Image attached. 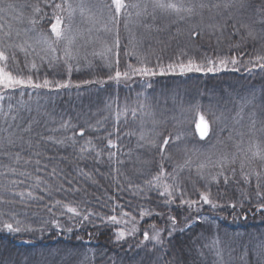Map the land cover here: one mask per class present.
Returning a JSON list of instances; mask_svg holds the SVG:
<instances>
[{"label":"trees","instance_id":"1","mask_svg":"<svg viewBox=\"0 0 264 264\" xmlns=\"http://www.w3.org/2000/svg\"><path fill=\"white\" fill-rule=\"evenodd\" d=\"M126 2L139 3L141 10L148 4V10L137 17V9H127L131 20L122 16L117 26L110 27L113 40L119 32V70L127 71L129 63L139 66L136 56L126 55L135 47L128 32L139 21L135 51L157 72L155 76L136 75L117 83L109 79L117 67L115 57L109 68L80 64L69 76L63 64L50 67L47 58L41 61L31 50L26 56L15 48L5 49L9 55L15 53L7 68L14 75L30 76L35 82L48 79L53 85L70 80L71 87L18 88L11 98L4 92L6 98L0 101V221L14 227L19 221L25 229L8 233L0 223V264H264V210H258L264 198L257 195L255 176L246 183L240 172L243 163L244 172L264 175V161L252 155L255 145L264 149V70L253 68L251 62L264 55V23L259 22L264 0H236L229 8L223 6L227 0H184L185 4L219 2L221 7L197 8L182 20L153 13L150 0ZM3 3L14 5L0 13L4 30L12 25L11 43L24 40L23 34L15 36L16 30L48 31L54 22L44 0ZM85 3L95 6L92 11L106 20L109 10L102 5L110 0ZM29 5H39L43 15ZM28 17L37 18V23L29 24ZM73 27L77 29V22ZM56 55L63 56L62 46ZM233 57L236 65L230 63ZM221 59L229 61L226 69H220ZM189 60L218 70L181 74L179 67L168 68ZM140 103L147 105L143 112L149 115L141 113ZM125 106L138 109L136 120L123 114L117 118ZM195 108L210 126L204 139L197 132ZM141 120L145 131L155 127L160 133L148 136L157 147L139 141ZM177 134L180 140L170 139L162 157L158 146ZM109 140L117 148L108 147ZM224 157H235L236 163L229 166L236 169L235 175L226 167L227 183L223 178L219 183L206 179L219 171L214 165ZM189 159L192 163L184 170H190L180 177L178 170L173 171L175 164L184 165ZM201 163L212 170L211 176H197L194 168ZM161 166L168 174L165 182L174 188L171 197L160 194L162 186L148 183ZM172 176L178 177L176 184ZM259 191L264 194V181ZM19 192L25 195L15 194ZM28 192L38 199L28 197ZM201 193H210L217 207L204 204ZM182 200L196 203L189 207ZM64 205L75 207L81 216L67 212ZM113 215L122 222L110 223ZM121 231L125 238L117 240ZM156 232L162 243L152 239ZM214 241L215 247H210Z\"/></svg>","mask_w":264,"mask_h":264},{"label":"snow or ice","instance_id":"2","mask_svg":"<svg viewBox=\"0 0 264 264\" xmlns=\"http://www.w3.org/2000/svg\"><path fill=\"white\" fill-rule=\"evenodd\" d=\"M236 0H227L223 4L225 8H229L234 6V3ZM151 7L153 9V13L156 11H159L162 14H173L178 19H185V14L188 17H191L197 8L199 9H205V8H220L221 4L214 3L209 5L208 3L200 2V3H189L185 4L184 0H150ZM45 7H48L52 9V20L53 23L50 24V30L48 31H36L34 28L30 29H24V30H16L15 36L19 38L22 34L24 36V40L22 43H11L13 38V29L12 25H7V31L4 30V24H0V32H3V35L0 36V90H4L0 92V101L4 100L6 98L4 92H8V97L11 98V93L14 92L16 89H49L51 90L53 87L56 89L61 88H68L71 87L70 80L68 82H60L56 81L55 85H53V82L44 79L42 82H35L30 76L28 78H22L19 75H14L10 70H7L8 68V61L11 59H14L15 53H12L11 55L7 54L5 49L6 48H15L18 49L20 52L25 53L27 56L29 54V50H31L32 53H35L37 56L40 57L41 61H45L47 58V62L49 66H53L56 63L63 64V66L66 68L67 73L71 74L73 67H77L80 65L81 62L91 64V60L89 59V53L87 51H84L81 53L79 49L75 48L76 41L78 36L82 35L81 31L77 28L74 29L73 22L74 18L79 14V16L86 20L87 23L90 25V27L87 28V33L91 34L93 31V28L97 24H101V31L103 32H112L113 28L109 27V24L113 26H117L119 23V19L124 16L129 21L131 20L132 13L129 11H126L127 9H137L136 16L139 17L142 15V12H147L148 10V4H145L143 6V9L141 10V5L139 3H127L126 0H110V3L102 5V7H106L109 11L106 17V20H101L98 18L97 13L93 12L92 9L93 5H88L85 3V0H60V2H57V0H44ZM28 7H31L34 12L40 13L43 15L42 9L39 7V5H29ZM14 5L12 4H4L3 0H0V13L5 12L6 10L13 9ZM64 13L67 15L65 16ZM100 15L103 16V12H100ZM20 22H23V16L21 15L18 17ZM67 21V23H66ZM261 23H264V17L261 18L259 21ZM28 23L31 25H35L37 23V18L35 17H28ZM147 27V25H146ZM34 33L32 35H29V33ZM199 33L194 32L193 35H198ZM248 36H253L252 31L248 32ZM89 42H92L91 40ZM113 44L115 46V50L112 46H110L107 42L104 43L103 49L97 53L92 52V56L99 55L106 63L111 65L112 58L115 57V63L117 65L115 69V74L113 76H109V79L115 80L117 83L121 79H131L133 76H141V77H149V76H155L157 75V72L153 70L152 68L148 67L143 60L140 59L139 54L135 51V47H133L131 50H129L126 55L129 56H136L139 62V66L134 67L131 63L127 65V71H124L123 73L119 70L118 64V56H119V32L118 30L114 33V40ZM37 46L39 47V51H37ZM62 46L63 50V56H57V48ZM44 53V55H40V53ZM51 53L49 56L48 54ZM253 64V68H258L259 70H264V55H257L254 57V59L251 61ZM229 61L221 59L219 61L220 69H226L227 64ZM232 65L237 64V59L233 57L230 61ZM209 65H215V62L212 60L208 61ZM32 68H36V63L33 61L31 64ZM175 67H179L180 73L184 74L185 72H212L214 73L218 69L214 66L207 67L206 69L201 66L200 64L194 63L192 60H189L186 64L183 61H180L178 65H169V70H174ZM253 68H249L248 71L251 73L253 71ZM234 70L238 71V68H234ZM161 75L164 74V69H160ZM79 85H77L78 87ZM148 87H151V84L149 83L147 85ZM11 107V106H9ZM147 105H144L143 103L139 104V110L143 115H149L150 113L143 112V109L146 108ZM137 108H131L129 109L127 106L124 107L122 112H117V118L121 114H123L126 118L130 115L133 120L137 119ZM196 113V119H198V123H196V128L199 131L201 139H204L208 136L210 126L208 121L205 120L204 116L200 114L199 109H194ZM0 113H2V106H0ZM15 119V117H13ZM155 124V121H153ZM253 125H255V121L253 120ZM62 127H67V125H62ZM140 133H139V141H145L146 143L152 145L153 147H157L156 140L154 138L150 139L148 138L149 132L155 133L156 136H159L160 133L156 131L155 127L152 129L145 131V124L144 121L141 120L139 124ZM26 130H30L26 129ZM80 136L84 135L83 131H80ZM180 135L177 134L175 137L168 136L163 139L162 143L158 146L161 156L163 157L164 150L168 146L170 139L173 140V142L180 140ZM9 143H13V141L9 140ZM59 143L63 144V141H59ZM88 143H91L89 141ZM143 146V145H141ZM108 147L110 148H117V145L112 142V140L108 141ZM85 148H81V151H84ZM251 150V149H250ZM99 155V152L97 153ZM114 155V154H111ZM110 155V158H111ZM252 155L256 158H259L260 160L264 161V149L260 147L259 144L255 145V151L252 152ZM18 159V157H17ZM38 163V162H37ZM191 160H186L184 165H179L178 170L183 171L185 167H188L191 165ZM236 163L235 157H233L231 160H228L227 157L222 158L220 161H218L214 166L219 169V171L211 176V179L215 181L216 183L220 182V178H223L224 182L227 183L229 179V175L226 174L225 168H228V171L231 173V175H235L236 169L234 167H229L230 165H234ZM206 167V164L201 163L198 165V174H200L203 177V173L200 171L203 168ZM55 171V170H53ZM174 172L177 171V169L173 170ZM240 172L241 175L246 183H251V176H255L256 178V188H257V195L264 198V194H262L259 189L261 188V182L264 181V175H262L261 172H254V173H246L244 172V164L241 163L240 165ZM168 179V174L165 172L163 167L161 166L160 171L158 174H156L153 178V180H149L148 183L150 185H153L155 187H163L164 191L161 192V195H168L171 197L173 195V185H170L165 182V180ZM171 179L176 180V176H172ZM70 183V181H69ZM39 187V184L36 185ZM16 195H19L23 197L25 194L23 192L15 193ZM182 195V193H181ZM27 196L32 199H38V197L34 196L32 192H28ZM201 200L204 204H209L211 207L215 208L217 207V204L214 203L210 199V193H201ZM3 202V201H0ZM183 203L189 205L191 207L196 203V201H189V200H182ZM56 205H60V201L55 202ZM235 205H233L234 207ZM66 207L67 212L72 213L74 216H81V213L75 208L71 206L64 205ZM258 210H264V204L260 205V208ZM3 215V214H0ZM89 215L91 213L85 214L82 216L83 220H87ZM124 216H127L128 213H123ZM141 215H144L142 213ZM134 219V218H133ZM110 223L113 224H119L122 221L118 220L115 215L109 217ZM2 223V226L4 229L7 230L8 233H18L21 231H24L25 229H22L19 226V221H17V226L14 227L12 223H9L7 221H0ZM173 224H175V219L173 218ZM56 227L59 228V223L56 224ZM133 231H135V228H133ZM125 238L124 232H119L117 234V240ZM156 241V243H162L160 239V233L156 232L155 236L152 237ZM144 240H149V236L147 233L144 234ZM217 242H213L210 247H215ZM264 255V253H262ZM217 256H220L222 258V252L217 249Z\"/></svg>","mask_w":264,"mask_h":264},{"label":"rangeland","instance_id":"3","mask_svg":"<svg viewBox=\"0 0 264 264\" xmlns=\"http://www.w3.org/2000/svg\"><path fill=\"white\" fill-rule=\"evenodd\" d=\"M74 21L77 22V28L82 33V35L78 36V38H77L75 48L79 49L81 51V53H83L84 51H87L89 53V59L91 60V64H87L84 62H81L80 64H84L85 66L89 65L90 67L95 66V65H101V66L103 65L104 67H107V68L111 67L113 65L114 58H112L111 65H109L99 55H96V56L91 55V53L94 51L99 53L103 49L105 42H107L110 46H112L115 49V46L113 44V38L111 37L110 32L106 33V32L101 31L100 29H101L102 25L98 24L99 26L96 25L93 28L94 32L92 31L91 34H88L86 30L88 27H90V25L87 23L86 20H83L79 16L78 13L75 16ZM109 27H111V24H109ZM138 27H139V21L136 22L128 32V34L130 36H132V37L134 36L131 39H132V42H133V45L135 46V48H137V46H138V41L136 40L137 39V33H138L137 32ZM90 40L92 42H89ZM48 55L50 56L51 53H49ZM114 64H115V62H114ZM196 123H198V121ZM197 132L199 133L198 130H197ZM176 166H179V164H175V167ZM177 170H178V167H177ZM189 170L190 169H186L183 171L178 170L176 174L179 175L180 177H182L183 172H189ZM194 170H195L197 176L201 177V178H203L204 176H211L212 175V170L207 169V166L205 168H203L202 170H200L203 173V177L200 174H198V166H197V168H194ZM206 179L209 180V179H211V177L210 178L206 177ZM173 182H175V184H176L178 182V179L173 180Z\"/></svg>","mask_w":264,"mask_h":264}]
</instances>
